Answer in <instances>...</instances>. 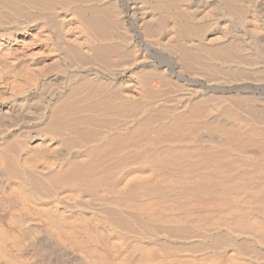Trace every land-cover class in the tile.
I'll use <instances>...</instances> for the list:
<instances>
[{"label":"bare ground","instance_id":"6f19581e","mask_svg":"<svg viewBox=\"0 0 264 264\" xmlns=\"http://www.w3.org/2000/svg\"><path fill=\"white\" fill-rule=\"evenodd\" d=\"M262 6L264 0H0V193L10 203L0 212V264H126L132 246L141 264L188 258L193 248L167 245L165 237L182 240L192 228L182 219L176 227L163 223L154 200L137 194L162 164L161 185L178 184L177 202L191 186L204 207L210 188L231 191L232 199L212 205L231 211L229 228L239 236L204 245L214 260L264 264V153L242 163L237 156L248 143L240 130L209 118L220 105L211 96L225 95L248 116L247 126L235 124L264 152ZM171 82L197 96L172 97ZM206 113L212 124L200 130L196 121ZM200 131L215 146L223 131L239 155L214 146L219 154L199 160L200 179L188 186L179 161L204 153L190 140ZM136 168L145 169L144 179ZM184 210L183 219L196 215Z\"/></svg>","mask_w":264,"mask_h":264},{"label":"rangeland","instance_id":"374dc122","mask_svg":"<svg viewBox=\"0 0 264 264\" xmlns=\"http://www.w3.org/2000/svg\"><path fill=\"white\" fill-rule=\"evenodd\" d=\"M263 8H264V6H262ZM175 82V81H174ZM173 82H171V87L175 90L176 89V92H174V93H176L175 94V96H174V93H172V97H176V98H178L180 95L179 94H181V95H183V98L185 97L186 98V94L187 95H194L193 97H196L197 96V94H196V91H195V94H194V90H195V88H190L189 87V89H187L188 87L186 86H184L183 87V84L182 83H177L178 84V86L180 85L181 87H179V88H177V86H174L175 85V83L174 84H172ZM177 89H178V91H177ZM187 89V91H189L188 93L185 91ZM183 91V92H182ZM191 92V93H190ZM193 92V93H192ZM186 93V94H185ZM176 95H178V96H176ZM192 95H191V97H192ZM207 95V97L206 98H208V96H209V98H210V94H207V93H203V96H206ZM218 96V97H217ZM225 95H222V94H220V93H217V94H215L214 96H211V97H213V98H211V100H214V102L212 101L211 102V100L209 99V102L210 103H215L214 105L216 106V103L218 102V100L220 101V102H218V104L217 105H219L220 107H221V109L222 110H220V108H219V106L217 107V111L215 112V114H213V115H210L209 116V114H207L206 115V117L205 116H203L204 117V119H203V117H201L199 120H197L196 122H197V124H198V126H200V130H204V127L205 126H207V124H212V123H210L209 122V119H208V116H209V118H211L210 120H212L214 117L215 118H218V119H213V120H217V121H215V124L216 123H218L217 125L221 128V129H224L223 128V126L225 127V130H233V131H231V132H234V131H238V130H240L239 132H240V134L241 135H239L240 137H239V139L240 140H242V142L244 143V141H245V143H248V144H246L245 146H244V149L242 150L243 152H240V153H243L242 155H240V156H237L238 157V159L239 160H241L242 161V163H253V159H254V157L256 156V154L257 153H264V152H262V151H259L258 149H259V147H260V143H261V141L260 140H252L251 138H248V139H246L247 137H248V133L247 134H245L246 132L244 131V129L245 128H242L241 127V129L243 130H241L240 129V127H238L237 126V124H240L239 122H241V124L242 123H244V117L246 118V117H248L246 114H244L243 113V111L241 112V110L239 111L238 109H236V107H235V105H232L231 106V108H234V110L233 109H231L230 108V103H229V101L227 100V99H225V97H224ZM222 97H223V99H222ZM258 97V96H257ZM216 98H219V99H216ZM225 100H226V102H225ZM217 101V102H216ZM224 101V102H223ZM227 104V105H226ZM229 104V105H228ZM225 105L228 107H226V109L227 110H224L225 109ZM234 106V107H233ZM224 107V108H223ZM229 109H231L230 111H232V112H234L235 110H236V114H238V113H240V115H241V117L243 118V120H240V118L241 117H237V115L235 116L234 114L232 115V112H229ZM219 110H220V112H219ZM222 111H223V113H224V115H225V111H228L227 113L228 114H230L231 113V119H229V117L227 118V117H224L225 118V120H224V118H223V113H222ZM239 111V112H238ZM219 112V113H218ZM221 113V114H220ZM226 113V114H227ZM235 113V112H234ZM217 114H219V116L217 115ZM227 114V116H230V115H228ZM204 115H205V113H204ZM220 115H222V116H220ZM246 115V116H245ZM226 116V115H225ZM233 117L235 118L234 120L235 121H233L232 119H233ZM237 117V118H236ZM236 119H238V120H236ZM218 120H223L222 122L220 121H218ZM232 120V121H231ZM203 121H205V123L203 122ZM229 122V121H231L232 123H234L235 124V122H237V124H235V125H233V124H231V122L230 123H228L227 122V124L225 123V122ZM195 122V123H196ZM222 125H221V124ZM196 124V125H197ZM226 124V125H225ZM230 125H232V126H230ZM244 126H247L248 125V123L246 122V124L244 123L243 124ZM202 126H204V127H202ZM222 126V127H221ZM202 127V128H201ZM230 129H229V128ZM234 127H236V128H233ZM239 128V129H238ZM263 128H264V126H263ZM248 129H250V127L248 128ZM215 132H216V130H215ZM219 132L220 131H217V133H216V135H215V142H217V146H215V145H211L210 143H208L207 141H205V139L203 138V137H201L202 135H203V132H201L200 131V133H198L197 132V134H195L190 140L193 142V144L195 145V146H199V149H201L200 147H202V145H203V147L202 148H204V149H202V152H204V153H201V154H198V156H197V154L196 153H184V154H182L181 155V157L183 158V160H180L179 161V163L182 165L181 166V168L184 166V168H182V169H184L183 170V173H184V176L186 177V183H187V185L188 186H191V185H194L196 182H197V180L196 179H200V175L198 174L197 175V173H199V172H197L196 170H198L199 168H200V165H201V163L199 164V160H201V161H203L204 162V158H206V157H208V156H214L215 154H216V152H217V150H215L216 149V147H218V146H220L219 148H218V150L219 149H221V147H229V148H232L231 149V151H235L236 150V148L235 147H233L232 145H231V143H230V145H229V143L227 144L226 142H230L229 140H228V137H227V135L226 136H224L225 135V133L222 131V132H220V134H219ZM244 132V133H243ZM202 133V134H201ZM201 134V135H200ZM247 135V137L246 136H244V135ZM204 136V135H203ZM222 136V137H221ZM224 136V137H223ZM243 136H244V138H243ZM246 137V138H245ZM194 138H196V139H194ZM218 138V139H217ZM202 139V140H201ZM223 139L225 140L224 142H223ZM199 140V141H198ZM254 141V142H253ZM258 141V142H257ZM257 142V143H256ZM225 143H226V145H225ZM223 144V145H222ZM207 145V146H206ZM215 146V149L213 148ZM206 147H210V148H207L206 149ZM235 148V149H234ZM253 148V149H252ZM205 149H206V151H205ZM212 149V150H211ZM248 149V150H247ZM257 151H256V150ZM212 152V153H209V152ZM215 151V152H214ZM221 151V150H220ZM230 151V153H228V154H231V153H233V152H231ZM252 151V152H251ZM207 152V153H206ZM222 152V151H221ZM235 152H236V154H235ZM234 152V154L235 155H239V154H237V153H239V151L237 152V150ZM246 152V153H245ZM248 153V154H247ZM249 153H250V155H249ZM191 154V155H190ZM203 154V155H202ZM207 154V155H206ZM210 154V155H209ZM212 154V155H211ZM217 154H219V153H217ZM216 154V155H217ZM234 154H231V155H234ZM184 155V156H183ZM189 155V156H188ZM193 155V156H192ZM234 155V156H235ZM245 155H246V157H245ZM248 155V156H247ZM253 155V158H251V157H249V156H252ZM186 156V157H185ZM203 156H204V158H203ZM244 158H243V157ZM188 157V158H187ZM190 157H191V159H190ZM202 157V158H201ZM181 158V159H182ZM209 158V157H208ZM207 159V158H206ZM249 159H250V161H249ZM187 161L189 162V165H188V163H187ZM196 161H198L197 163H196ZM184 162V163H183ZM191 162V163H190ZM186 163V164H185ZM194 163H196L195 165H193ZM247 163V164H248ZM184 164V165H183ZM198 164V165H197ZM197 165V166H196ZM159 166H163V164L162 165H159ZM159 166H156V168H154L153 170H151V172L152 171H154V172H152V174H151V172H150V177H151V175H153L152 177H157V178H154V179H156V181H154V179L152 178V179H150V178H148L149 177V175L147 176V178L146 179H144V177H143V174H144V168H141L142 169V171L140 170V168H138V170H140V171H138L137 170V168L135 169V172H137V174L139 175V172H140V174H141V176L139 177L138 176V178L139 179H144V180H146L147 182H151V186H153L155 183L157 184H155V186H153L154 188H152L151 186H150V184H149V187H147V185H146V183L144 182V180H143V185L141 184V186L139 187L140 188V190H139V188H138V191H137V194H138V196H141V193L142 194H144V195H142V199L144 200V201H150V202H153L152 200H154V202H153V205H155L154 206V208L155 209H157L158 207V209H160L161 210V212L163 213V220L162 221H165V222H163V223H168L167 225H169V223H170V227H176V222L178 223V222H180L179 220H185L184 222L188 225V228L189 227H191L192 229H193V231H192V229H190L191 230V232L190 233H192V234H190V235H188L189 237L187 238H183L182 240H179V239H175L174 237H171V238H174V241H172V239L170 238V237H165V238H169V239H165L166 240V242H167V245L168 244H170L171 246L173 245L174 246V244H175V246H180L179 244H183L182 246L183 247H186V248H188V249H190V248H193V249H196L195 251L196 252H194V250L193 249H191V251H192V254L190 253V255L188 254V258H183L182 260H180L179 262L176 260V262H174L175 260H173V262H172V260H170V261H162V262H164L163 264H169L170 262V264H221L222 262H224V261H222V260H217L216 259V257H215V260H214V257H212V256H216V255H212V254H209L205 249H204V245H206V244H208L211 240H213L214 238H217V237H219V236H224V235H227V236H233V237H235L236 238V236H237V238H238V234H237V232H235V229H231L233 226H234V224H233V220H231V216H230V213L229 212H231V211H227V210H229V209H227V208H221V209H219L220 211H218V209H216L215 208V202L216 201H218V200H223V199H229L230 197H232L233 195H232V193H230L231 191H227V190H225L226 191V193H225V196H223L222 195V193L223 192H225V191H221L220 190V192L219 191H215L214 189H211L210 188V190H207L205 193H207L208 192V194H206V196H204L205 198L206 197H208V198H206V199H204V201H205V204H207V205H205V207L203 206V205H201V204H199L200 203V200H199V198L196 196V193L193 191V188H192V186L191 187H188V188H190L191 189V191L189 192L188 191V188H187V192H186V194H185V196L183 195L182 196V198H181V201L180 202H177V197L178 196H176V194L175 193H177V187L176 186H178V184H173V185H175V187L174 186H172V188H171V190H166L165 191V186L166 185H164V186H162L161 184H166L165 182H161V180H163V179H161L162 177H161V175H160V173L159 172H161L160 170H165V168L163 169V167H162V169H161V167L159 168ZM191 166L194 168L193 170H192V168H191ZM139 167H141V166H139ZM164 167H167V166H164ZM188 168V170L186 169V168ZM190 167V168H189ZM199 167V168H198ZM170 169L171 168H173V169H175L174 168V166L173 167H169ZM169 168H167L166 170H168ZM180 167L178 166V167H176V169H179ZM180 168V169H181ZM197 168V169H196ZM156 169V170H155ZM209 170H211V168H208ZM207 169V170H208ZM187 170V171H186ZM190 171H193L192 173H190ZM156 172H158V173H156ZM143 173V174H142ZM157 174V175H156ZM186 174H187V176H186ZM190 174V175H189ZM196 175V176H195ZM159 176H160V180H159ZM189 176H191V177H189ZM194 177V178H193ZM147 179H149V180H147ZM188 179H193V181H195V182H193V181H190V180H188ZM195 179V180H194ZM152 180V181H151ZM158 181H159V183H158ZM190 183V184H189ZM192 183V184H191ZM144 185H146V186H144ZM160 185H161V187H160ZM158 186V187H157ZM142 187H146V188H142ZM150 187H151V189L152 190H150ZM161 188V190H159ZM163 188V189H162ZM144 189V190H143ZM149 189V190H148ZM189 189V190H190ZM174 192H173V191ZM153 191V192H152ZM157 191V192H156ZM161 191H162V193H161ZM169 191V192H168ZM193 191V192H192ZM211 191V192H210ZM150 192H151V194H150ZM156 192V193H155ZM159 192V193H158ZM168 192V193H167ZM217 193V194H215V193ZM219 192V193H218ZM154 193V194H153ZM210 193V194H209ZM153 194V195H152ZM157 194V195H156ZM159 194H161V195H159ZM165 194H168V195H165ZM190 194V195H189ZM214 194V195H213ZM219 194H221L222 195V197H220L221 195H219ZM224 194V193H223ZM0 201H1V203H0V212L1 213H4V212H6V211H8L9 209H10V206H8V205H10V203L9 202H7L6 200L7 199H5L4 198V196L0 193ZM163 195V196H162ZM174 195L176 196V198L174 197ZM192 195H195L192 199L193 200H191V199H188V198H190ZM207 195H210V196H207ZM218 197H217V196ZM232 195V196H231ZM145 196V197H144ZM168 196V197H167ZM170 196V197H169ZM172 196V197H171ZM211 196H212V198H214L215 197V199L217 198V200H215V199H212L211 198ZM164 197H165V199H164ZM167 197V198H166ZM184 197V198H183ZM185 197H187V198H185ZM196 197H197V199H196ZM209 197H210V199H209ZM229 197V198H228ZM169 198H171V199H169ZM174 198H175V200H174ZM219 198V199H218ZM151 199V200H150ZM157 199V200H156ZM159 199L161 200L159 203H157V201H159ZM211 199L213 200V201H211ZM230 199H232V198H230ZM6 201V203H5V201ZM165 200H167V201H165ZM190 200V201H189ZM209 200V201H208ZM215 200V201H214ZM163 201H164V204H163ZM171 202V204H170V202ZM169 202V203H168ZM173 202V203H172ZM185 202H186V204L188 205V204H190V205H188V207H190V208H188L187 206H186V204H185ZM210 202V203H209ZM212 202H214L213 204L214 205H212ZM3 203V204H2ZM158 205H157V204ZM166 203V204H165ZM194 203H195V206H194ZM7 205V206H5V205ZM160 204H161V206H160ZM172 204H174V205H172ZM192 204V205H191ZM209 204V205H208ZM212 206H211V205ZM4 205V206H3ZM162 205H164L163 207H162ZM171 205V206H170ZM183 205V206H182ZM206 206H208V207H206ZM3 207V209L1 210V208ZM162 209H161V208ZM166 207H168L167 209H166ZM169 207H173L172 209L171 208H169ZM175 207H176V209H175ZM192 207V208H191ZM9 208V209H8ZM188 209V210H193V211H191L190 212V216H191V214L192 215H194V213H196V215H194L193 216V219H192V216H191V218H187V219H183L184 217H183V212L185 211L184 209ZM202 208V209H201ZM210 208H213V209H211V210H209ZM163 209H165V210H163ZM169 209V210H168ZM178 209H180V210H178ZM205 209V210H204ZM207 209H208V212L205 214V212L207 211ZM224 209H226V210H224ZM231 209V208H230ZM171 210H173V212L171 211ZM176 210V211H175ZM182 211L181 213L180 212H178V211ZM200 210V211H199ZM201 210H202V212H201ZM233 210V209H232ZM168 213H166V212ZM169 211V212H168ZM171 211V212H170ZM212 211H214V212H212ZM225 211H227V213H229V214H226V212ZM178 212V214H176V216H175V213H177ZM200 212V214H198ZM222 212H225V213H222ZM257 212V211H256ZM259 212V211H258ZM258 212L257 213H255L257 216H259L260 217V219L263 217V214L262 213H259L260 215H258ZM171 213V214H170ZM202 213V214H201ZM208 213H210V215H208ZM219 213V214H218ZM222 213V214H221ZM222 216H221V215ZM226 214V215H225ZM178 215V216H177ZM200 217V219H199V217ZM201 215H204L203 217L201 216ZM227 216L226 218H225V216ZM255 215V216H256ZM165 216H167V218H170V219H167ZM189 216V217H190ZM198 217L197 219H198V221L200 220V222H197L196 223V218H194V217ZM205 216H207L206 218H204ZM209 216V217H208ZM214 216V217H213ZM257 216H256V218H257ZM262 216V217H261ZM176 217H177V220H176ZM181 217V218H180ZM204 218V220L206 221V220H209V221H207L206 223H205V221L203 222L202 221V218ZM258 217V218H259ZM165 219V220H164ZM173 219H175V220H173ZM211 219V220H210ZM214 219H215V221H214ZM218 221H217V220ZM260 219H258V220H260ZM167 220V221H166ZM168 220H170L169 222H168ZM181 220V221H182ZM194 222H193V221ZM196 220V221H195ZM214 221L213 223L211 222V221ZM221 220H223V221H221ZM227 220V221H226ZM174 221V223L172 224V222ZM176 221V222H175ZM192 221V223H191V225H190V222ZM225 221V222H224ZM261 221V220H260ZM209 222V223H208ZM211 222V223H210ZM196 224L195 226H193L194 224ZM204 223V224H203ZM218 223V224H217ZM221 223V224H220ZM202 224V225H201ZM208 224V225H207ZM221 225V227H220V225ZM190 225V226H189ZM201 225V226H200ZM206 225H207V227H206ZM224 225V226H223ZM226 225V226H225ZM227 225H228V227H227ZM230 225V226H229ZM231 225H232V227H231ZM196 226H198V227H196ZM214 226H216L217 228H215ZM195 229H194V228ZM226 227V228H225ZM229 227H231V228H229ZM199 230H198V229ZM228 228V229H227ZM201 229V230H200ZM189 230V229H188ZM189 230V231H190ZM215 230V231H214ZM220 230V231H219ZM206 232V233H205ZM217 232V233H216ZM222 232V233H221ZM219 233V234H218ZM228 233V234H227ZM223 234V235H222ZM229 234H231V235H229ZM234 234V235H233ZM212 235V236H211ZM200 237V239L198 238V237ZM241 237L242 238H244V239H246V238H248L249 237V235L247 234V236H245V234L243 235H241ZM159 239V240H161L162 239V237H160L159 238V236H156V237H152L151 239H153V240H156V239ZM191 238V239H190ZM193 238V239H192ZM236 238V239H237ZM171 239V240H170ZM185 239V240H184ZM187 239H189V240H187ZM203 239V240H202ZM144 241H147V240H144ZM170 241V242H169ZM208 241V242H207ZM138 242H140V243H142V241H138ZM181 242V243H180ZM183 242V243H182ZM193 242V243H192ZM196 242V244H194ZM198 242V243H197ZM203 242V243H202ZM179 243V244H178ZM201 243V244H200ZM193 244V245H192ZM200 244V245H199ZM203 244V245H202ZM169 245V246H170ZM202 245V246H201ZM198 246V247H197ZM204 246V247H203ZM135 247V248H134ZM195 247V248H194ZM202 247V248H201ZM201 250H200V249ZM136 249H138V246L136 247V246H132V248H131V255H130V258H134L133 260L132 259H129L128 260V262H130V263H128V262H126V264H133V261L135 262H139L140 264L142 263V261L140 260V259H138V256H139V250H136ZM198 249V250H197ZM203 249H204V251H203ZM195 253V254H194ZM208 253V254H207ZM217 253H218V251H217ZM218 254H220V253H218ZM205 255V256H204ZM133 256V257H132ZM190 256V257H189ZM203 256V257H202ZM187 257V256H186ZM210 257H211V260H210ZM204 260H203V259ZM135 259H137V260H135ZM184 259H187V260H184ZM158 261H159V259H157ZM162 260V259H161ZM193 260H196V261H193ZM213 261H216V263L215 262H213ZM217 261H219V262H217ZM137 262V263H138ZM251 262V263H250ZM136 263V264H137ZM138 263V264H139ZM238 262H236V264H237ZM243 263H245V264H259V263H256V262H254L253 260H250V259H248V258H243L242 260H241V263H240V261H239V263L238 264H243ZM113 264H115V263H113ZM116 264H122V263H116ZM123 264H125V263H123ZM135 264V263H134ZM223 264V263H222ZM224 264H228V263H226V261L224 262ZM261 264V263H260Z\"/></svg>","mask_w":264,"mask_h":264}]
</instances>
